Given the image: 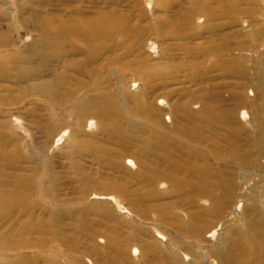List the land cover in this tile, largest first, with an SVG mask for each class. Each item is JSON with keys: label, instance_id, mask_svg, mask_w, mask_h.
<instances>
[{"label": "rangeland", "instance_id": "obj_1", "mask_svg": "<svg viewBox=\"0 0 264 264\" xmlns=\"http://www.w3.org/2000/svg\"><path fill=\"white\" fill-rule=\"evenodd\" d=\"M14 1L0 10V36L11 25L20 48L14 64L12 46L0 44V264H234L233 256L237 264H264V76L260 83L255 77L256 67L264 73V0L207 1L225 13H211V20L202 15L204 4L195 5L192 16L183 13L192 0H165L166 8L163 0L30 4L21 16L58 12L66 19L109 9L145 27L125 40L124 27L106 39L67 33L61 44L51 37L33 42L36 31L25 27L27 20L19 24ZM231 3L248 10L239 13ZM152 17L176 19L175 35H184L158 37L150 30ZM213 25L218 29L208 31ZM147 40L154 41L152 52L143 45ZM222 42L225 49L212 52ZM126 43L133 49L121 57ZM90 56L84 71L81 61ZM231 56L240 60L210 66ZM154 61L158 66L150 67ZM145 81L147 92L141 91ZM31 85L45 91L26 90ZM99 94L109 96L110 106L90 104ZM232 94L243 97L235 109ZM151 109L161 110L160 121L147 116ZM190 160L202 178L193 179ZM189 179L201 181L194 188Z\"/></svg>", "mask_w": 264, "mask_h": 264}, {"label": "bare ground", "instance_id": "obj_2", "mask_svg": "<svg viewBox=\"0 0 264 264\" xmlns=\"http://www.w3.org/2000/svg\"><path fill=\"white\" fill-rule=\"evenodd\" d=\"M14 1V0H13ZM47 2L46 0H15L14 1V3H13V5H14V7H12V8H14L15 10H16V15L18 16H16L17 17V19H19V24H24L23 23V21L24 20H27V22L26 21H24V22H26L27 24H25L26 26V28H28V29H30V30H35L36 32H34V38H35V40H33V42L34 41H36V38L38 39V40H41V39H44L43 37H46V39L47 38H49V37H51L52 39H55V43H58V44H61L62 43V40H61V38H62V36L63 35H65V34H67L68 33V36H69V34H71V35H73V34H78V35H81V36H84L85 37V39L86 38H89L90 36H96V34H98V36H97V39L98 38H100V37H102V38H108V37H112V36H114V35H119L120 33H122L120 30H121V28H125V29H127L128 30V32L129 33H127V35H125V36H123V37H121V39H123V40H125L124 38H126V36H132V34H133V32H135L136 30H140V32L141 31H144V29H145V27H141L140 26V21H134V22H131L130 21V19H129V16H127V17H124V18H121L120 16H116V15H114V11L112 10V11H109V9L108 10H103V9H101V10H96V12H94V14H91V15H86V17H76V18H74L75 16H80V15H71V17H69V15H68V18H66V19H64L63 17L61 18V14H58V16L60 17L59 19L56 17L57 15V13L58 12H56V14H47V13H44V14H41L40 12H36V14L34 15V14H30V15H32V16H29L28 15V17H24V16H21L22 14V12L23 11H25L26 10V8H29V6H33L34 4H37L36 6L37 7H35L36 9H39L38 8V6H41L40 4H44L45 2ZM67 1V0H66ZM94 1V0H93ZM155 1V0H154ZM165 0H163V2H159V3H161L160 5H163L165 8L167 7V2H164ZM201 1V2H200ZM207 1H208V3L211 1V0H192L191 1V4L193 5H189V7H184L185 8V10L183 11V13H185L186 15L187 14H191L192 12H193V9H194V6L195 5H198V6H201L202 4H204V5H202L203 6V9H202V11H203V13H202V15H205V20L207 19V20H211L210 19V16H212L211 15V13H219V14H215V15H217V16H223V15H225V13H224V10L222 11V10H219L220 8H217V9H214V7H210V5L212 4L211 2V4L209 5L208 3H207ZM218 2H219V0H217ZM234 1V0H233ZM256 1V0H255ZM258 1V0H257ZM8 2H9V0H0V10L2 11V12H4V10H7L8 8H10L9 6L10 5H8ZM89 2V1H88ZM221 2V1H220ZM229 2V1H228ZM228 2H226L225 4H227ZM10 3V2H9ZM241 3H243V2H241ZM246 3V2H245ZM31 4V5H30ZM206 4H208V5H206ZM222 4V3H221ZM83 5H85V4H83ZM222 5H224V4H222ZM229 5V4H228ZM228 5L227 6H225L226 8L228 7ZM230 5H233V7L232 8H238V5L236 4V3H231ZM241 5V4H240ZM248 5V4H247ZM31 6V7H32ZM207 6V7H206ZM255 6V5H254ZM257 6H259V5H257ZM250 7H252V5L250 6ZM195 8H196V6H195ZM224 8V7H223ZM256 8V7H255ZM11 9V8H10ZM99 9V8H98ZM113 9V8H112ZM229 9V8H228ZM238 9H240V10H235V11H239V13H244V12H246V10H248L247 8H244L243 9V7L242 8H238ZM257 9V8H256ZM255 9V10H256ZM14 10V11H15ZM110 10H111V8H110ZM183 10V9H182ZM251 10V9H250ZM264 10V9H263ZM33 11H39V10H33ZM58 11V10H57ZM72 11V10H71ZM95 11V10H94ZM116 11V10H115ZM218 11V12H217ZM49 12V11H48ZM77 13H78V11H76ZM129 12V11H128ZM138 12V11H137ZM140 12V11H139ZM80 13H83V11H80L79 12V14ZM87 13V12H86ZM89 13V12H88ZM133 13V12H132ZM182 13V14H183ZM70 14V13H69ZM84 15V14H83ZM131 15V14H130ZM135 15H136V13H135ZM177 15H179V13L177 14ZM252 15V14H251ZM251 15H246L247 16V20H248V22L249 23H252L251 21H253V18H252V16ZM63 16V15H62ZM72 16H74V17H72ZM88 16H90V17H88ZM191 16H192V14H191ZM191 16H189V17H186V18H188V20H189V23L192 21V19H191ZM216 16V17H217ZM229 16V15H228ZM244 16H245V14H244ZM135 17V16H134ZM133 17V18H134ZM224 17V16H223ZM230 17V16H229ZM181 18V17H180ZM180 18H178V20L180 19ZM201 18V17H200ZM234 18V17H233ZM237 18V17H236ZM246 18V17H245ZM137 19V18H136ZM167 18L165 17V18H162V17H152V18H150V22L152 23L151 25H153V27H151L150 28V30H151V32H156V34H157V36L158 37H162V38H164V37H167L168 35H174V38H177V36H179V38H180V36H182V35H184V34H182V33H180V35H175L176 33H178L177 31L178 30H176L178 27H175L176 26V19H167ZM183 19H185V18H183ZM238 19V18H237ZM186 20V19H185ZM183 21V22H186V21ZM187 20V21H188ZM255 20V19H254ZM264 20V19H263ZM257 21V20H256ZM232 22V18H231V20H230V22H228V23H231ZM143 23V22H142ZM187 23V22H186ZM185 23V24H186ZM254 23V22H253ZM179 24V23H178ZM183 24V23H182ZM220 24H222V23H220ZM220 24H217V25H220ZM257 24V23H256ZM211 25V24H210ZM236 25V24H235ZM253 25V24H252ZM261 26V25H260ZM180 27V26H179ZM205 27H207V26H205ZM215 27V28H214ZM218 26H215V25H213V27L212 26H210V27H207V30L208 31H210V32H213V30L214 29H216ZM154 28H155V30H154ZM185 28V31H186V28L187 27H184ZM258 28V27H257ZM218 29V28H217ZM251 29H253V28H251ZM256 29V28H255ZM4 30H5V34H9V35H5L4 34V36H0V44H2L3 46H12V57H11V60L13 61V63L14 64H17V62H18V57H17V52H19V50H20V48H16L15 47V42H14V39H12L11 38V32H12V26L11 25H6V27H4ZM184 31V32H185ZM190 31V29L188 30V31H186V33H188ZM257 31V30H256ZM138 32V31H137ZM183 32V33H184ZM210 32H209V34H210ZM215 32V31H214ZM103 33V34H102ZM197 33V32H196ZM196 33H195V35H196ZM216 33V32H215ZM218 33V32H217ZM188 34H190V33H188ZM260 34V33H259ZM186 35V34H185ZM134 36V35H133ZM132 36V37H133ZM191 36H193V34L191 35ZM218 36V35H217ZM220 36V35H219ZM70 37V36H69ZM171 37H173V36H171ZM189 37V36H188ZM211 36H209V38H210ZM221 37V36H220ZM65 38H67V36L65 37ZM149 38V37H148ZM184 38V37H183ZM186 38H187V35H186ZM219 38V37H218ZM90 39H92V38H90ZM182 39V38H181ZM218 40V39H217ZM49 41V40H48ZM92 41H93V39H92ZM114 41V40H113ZM138 41H141V40H138ZM211 41V40H210ZM122 42H124V41H122ZM184 42V41H183ZM214 42V41H213ZM235 42V41H234ZM240 42H242V41H240ZM146 43H148V44H150L149 45V51H151L152 52V50H155L154 49V46H155V44H154V41L153 40H147V42H145V43H143V45L144 44H146ZM166 43V42H165ZM238 43V42H237ZM243 43H244V41H243ZM72 44V43H71ZM103 44V43H102ZM115 44V43H114ZM188 44H190V43H188ZM213 44V43H212ZM211 44V45H212ZM247 44V43H246ZM29 45V44H28ZM28 45H25V47H28ZM39 45H41L40 44V42L39 43H36V47H39ZM73 45V44H72ZM206 45V44H205ZM225 42H222V43H218V45H216L217 46V48H215V47H212V52H219V51H222V50H224L225 48ZM243 45V44H242ZM68 46H70V45H68ZM88 46H90V44H88ZM112 46V45H111ZM215 46V45H214ZM49 47V46H48ZM59 47V46H58ZM66 47V46H65ZM84 47V46H83ZM92 47V46H91ZM140 47V46H139ZM209 47V46H208ZM235 47H239V45H237V46H235ZM126 48V49H125ZM125 50L124 51H122L120 54H119V56H124L125 54H126V52H129V51H132V49H133V46H132V44H130V43H126V46H125ZM138 48V47H137ZM159 48L161 49V51H164L165 49H166V46H165V44L164 43H162L160 46H159ZM193 48V47H192ZM142 49V48H141ZM205 49V48H204ZM72 50V49H71ZM186 51V50H185ZM189 51V50H188ZM109 52V51H108ZM10 53V52H9ZM26 56H28L29 57V55H28V53H25V52H23ZM73 53V52H72ZM83 53V52H82ZM84 53H85V51H84ZM91 53V52H90ZM94 53V52H93ZM162 53V52H161ZM87 54V53H86ZM96 54V53H95ZM162 54H165L164 52L162 53ZM217 55H219L218 53H217ZM20 56L22 57V54H20ZM26 56H24V57H26ZM94 56V55H93ZM144 56V55H143ZM147 56V55H146ZM146 56H144V57H146ZM20 57V58H21ZM24 57H23V59H24ZM118 57V56H117ZM140 58V57H139ZM143 58V57H142ZM142 58H141V60H142ZM172 58V57H171ZM92 59V57L90 56L89 58H87V57H85V59L83 60V61H81V63H83V65L81 64V66H82V69L84 70V71H88L89 70V67H87L88 66V62L90 61ZM229 59H231V61H238V60H240L238 57H233V56H231V57H228V59H218L217 58V60L216 61H214L213 63H211L210 64V66H212V65H217V66H220V65H225V66H227V61H229ZM7 60V59H6ZM72 60V59H71ZM75 60V59H74ZM78 60V59H77ZM80 60V59H79ZM82 60V59H81ZM95 60V59H94ZM124 60H126V59H124ZM27 61V60H26ZM117 61H119V59H117ZM91 62V61H90ZM169 62V61H168ZM240 62V61H239ZM239 62H238V64H239ZM78 63V62H77ZM117 63H122L121 65H126V66H130V65H132L131 64V62L130 61H124L123 62V60H121V61H119V62H117ZM176 63V62H175ZM254 63V62H253ZM69 64V63H68ZM80 64V63H79ZM78 64V65H79ZM158 63L156 62V61H154V62H152V63H150V67L151 66H156ZM168 64H170V62L168 63ZM185 64V63H184ZM231 64H232V62H231ZM234 64V63H233ZM241 64V63H240ZM65 65V64H64ZM236 65V64H235ZM69 66H71V65H69ZM75 66V69H78V70H80V68H79V66H77V64H75L74 65ZM158 66V65H157ZM231 66V65H230ZM66 67H67V65H66ZM90 67H92V64H91V66ZM103 67V66H102ZM120 67V66H119ZM222 67H224V66H222ZM73 68V67H72ZM229 68V67H228ZM93 69H95V70H100V66H95ZM230 69H231V71H238L237 70V68H234V66H233V68H231L230 67ZM72 70V69H71ZM166 70V69H165ZM227 70V69H226ZM242 70V69H241ZM74 71V70H73ZM77 71V70H76ZM161 71V70H160ZM259 70H258V67H256V69H255V77H256V79H257V81H259V83H260V79L261 78H263V76H264V73H261V71L260 72H258ZM78 72V71H77ZM89 72V71H88ZM93 73H96L95 71H92ZM163 72V71H162ZM238 73V72H237ZM15 74L17 75V76H19L20 74H21V69L19 68V67H16L15 68ZM158 74V76H160V77H162L163 76V74L162 73H156V72H151V73H149V75H151V76H154V75H157ZM164 74H165V72H164ZM108 76V75H107ZM239 76V75H238ZM244 76H245V74H244ZM243 76V77H244ZM161 79V78H160ZM245 79V78H244ZM249 79V78H248ZM149 80V79H148ZM250 80V79H249ZM264 80V79H263ZM247 81V80H246ZM14 82V81H13ZM58 82V81H57ZM149 82V81H148ZM148 82H144L143 84H142V89H141V91H143V92H147V91H145L147 88L146 87H148V85L150 84H148ZM185 82V81H184ZM101 83V82H100ZM259 83H256V89H259V86H260V90H261V85H262V83H261V85L259 84ZM40 85V84H39ZM81 85V84H80ZM100 85H102V84H99V89H100ZM166 85V84H165ZM237 85L238 86H240L241 87V90L242 89H245V86H246V84H244V82L243 83H241V84H238L237 83ZM46 86V85H45ZM79 86V85H78ZM134 86V84L132 85V87ZM255 86V85H254ZM38 87H40L41 89L42 88H44V87H42V86H35V85H31V86H28L27 88H26V90H33V89H36V88H38ZM102 87H104V85L102 86ZM150 87V86H149ZM156 87V86H155ZM103 89V88H102ZM29 90V91H30ZM42 91H45V89H42ZM102 92V91H101ZM100 92V93H101ZM152 92V91H151ZM255 92H257V90L255 91ZM260 92V91H259ZM261 92H263V91H261ZM104 93V92H103ZM233 93V92H232ZM248 93L251 95V94H253V91H252V89L251 88H249V90H248ZM258 93V92H257ZM148 94V93H147ZM194 94V93H193ZM193 94L191 95V96H193ZM100 95V94H99ZM96 96V99H91L89 102H91L90 104L91 105H93V106H96V105H98L97 107L98 108H100L101 106H99V105H103L104 104V102L106 103V104H108V99L107 98H109V96L108 95H106V96H108L107 98L106 97H103V96ZM241 95V94H240ZM138 95H136V97H137ZM231 97H232V100L234 101L233 103L234 104H236L235 106H234V109H235V107L237 106V105H241V104H243L244 102H243V97L242 96H240L241 98H234L233 97V94L231 95ZM138 99V98H137ZM214 99V98H213ZM218 99V98H217ZM208 100V101H207ZM206 100V102H204V108H205V106L206 105H208L209 104V99H207ZM220 100V99H219ZM110 101H111V99H110ZM138 101V100H137ZM141 100H139V102H140ZM159 102H161V101H163V100H158ZM139 102H137V104L139 103ZM149 102H150V100H149ZM232 102V101H231ZM166 104V103H165ZM220 104V103H219ZM147 105V104H146ZM108 106H110L109 104H108ZM151 106V105H150ZM160 106V105H159ZM106 107V106H105ZM172 107H174L175 108V104H174V106L172 105ZM185 107H186V105H185ZM104 108V107H103ZM108 108V107H107ZM137 108H139V107H137ZM146 108V107H145ZM144 108V109H145ZM174 108H172L173 109V111L175 110ZM178 109V108H177ZM233 109V108H232ZM231 109V110H232ZM233 109V110H234ZM151 110H153V109H151ZM150 110V111H151ZM142 111V110H141ZM153 111H155V110H153ZM161 110H157V111H155V113H154V115H153V112H149V114H147V116H149V117H151V116H154L155 118H156V116H157V119H159V120H157V121H160V114H161V112H160ZM226 111V110H225ZM145 112H146V110H145ZM222 112V111H221ZM227 117H229V110L227 109ZM231 112H233V111H231ZM139 113H140V111H139ZM147 113H148V111H147ZM241 114H242V117L244 118L245 116H246V113H244L243 111H241ZM144 116H145V113H144ZM216 116V118H217V115H215ZM214 116V117H215ZM222 115H220V117H221ZM146 117V116H145ZM219 117V118H220ZM165 118H167V116L165 117ZM223 118H220V120H222ZM230 119H231V117H230ZM219 120V119H218ZM224 121V120H223ZM179 130V129H178ZM181 130V133H187V128H182V129H180ZM190 132H191V130H189ZM65 132V131H64ZM8 138V137H7ZM59 138H60V136H59ZM9 139H11V138H9ZM264 139V138H263ZM6 140V139H5ZM11 143V142H10ZM154 143V142H153ZM264 142L262 141V144H263ZM154 144H156V143H154ZM158 144V143H157ZM153 145V144H152ZM161 145H159V147H160ZM3 147V146H2ZM8 147V146H7ZM7 147L5 148L6 150H7ZM12 147H14V146H12ZM158 147V148H159ZM255 147V146H254ZM262 148H264V147H262ZM0 149H1V147H0ZM9 149V148H8ZM188 149V148H187ZM259 149V148H258ZM2 150V149H1ZM139 150H141V149H139ZM156 150V149H155ZM10 151V150H9ZM258 151V150H257ZM188 152V151H187ZM136 153V152H135ZM139 153V152H138ZM138 153H136V154H138ZM177 154V153H176ZM3 155H5V153H3ZM2 155V156H3ZM167 155V154H166ZM179 154H177V156H178ZM1 156V157H2ZM146 156V155H145ZM197 156V155H196ZM168 157V156H167ZM181 157V156H180ZM138 158V157H137ZM142 158V157H141ZM201 159H203V158H201ZM140 160V159H139ZM179 160V159H178ZM181 160H183V158L181 159ZM192 160V159H191ZM190 160V161H191ZM136 161H138V160H136ZM128 164L130 165V166H134V163L129 159L128 161ZM169 162V161H168ZM176 163H178L179 164V162H177V161H175ZM181 162V161H180ZM196 162V161H195ZM138 163H139V161H138ZM143 163V162H142ZM155 163V162H154ZM198 163V162H197ZM202 163V162H201ZM204 163V162H203ZM168 164V163H167ZM146 165V164H145ZM166 165V164H165ZM173 165V164H172ZM189 165H192V172L196 169L195 167L197 166L196 165V163H193L192 161L189 163ZM202 166H203V164H201ZM166 166H168V165H166ZM176 167H177V165H175ZM184 166V165H183ZM186 166V165H185ZM167 168V167H166ZM195 168V169H194ZM179 169V168H178ZM184 169V168H183ZM189 169V168H188ZM199 169V168H198ZM202 169V168H201ZM200 169V170H201ZM170 170H171V168H170ZM186 170V169H185ZM177 171V170H176ZM176 171H174V172H176ZM184 171V170H183ZM191 171V170H190ZM171 172V171H170ZM169 173V172H168ZM171 173H173V171L171 172ZM180 173V172H179ZM202 173L203 172H200V171H194V178L193 179H200V178H202ZM164 174V173H163ZM178 174V173H177ZM182 174L184 175V173L182 172ZM182 175V176H183ZM189 175V174H188ZM169 176V175H168ZM190 176H191V174H190ZM170 177V176H169ZM168 177V178H169ZM180 179V178H179ZM192 179V180H193ZM98 180V179H97ZM173 180V179H172ZM182 180V179H181ZM180 180V181H181ZM192 180L191 179H189V180H186V184L188 183L191 187H194L195 188V185L197 186V184L201 181H199L198 183L196 182L195 184H193L194 182H192ZM94 182V181H93ZM103 183V182H102ZM109 183V182H108ZM115 184V183H114ZM94 185H95V183H94ZM100 185V184H99ZM103 185V184H102ZM101 185V186H102ZM111 185V184H110ZM96 186V185H95ZM119 186V185H118ZM85 187H86V185H85ZM98 187V186H97ZM204 187V186H203ZM202 187V188H203ZM100 188V187H99ZM115 189V188H114ZM119 189V188H118ZM124 189V188H123ZM80 190V189H79ZM126 190V189H125ZM114 191V190H113ZM226 191V194H225V197L224 198H227V197H229L230 196V193L227 191V190H225ZM85 192V191H84ZM83 192V193H84ZM110 192V191H109ZM104 193V192H103ZM205 193V192H204ZM87 194V193H86ZM84 196H86L85 195V193H84ZM95 197V196H94ZM232 197V196H231ZM79 199V198H78ZM84 199V198H83ZM228 200H230V199H228ZM233 200V199H232ZM227 201V200H226ZM23 203V202H22ZM227 203V202H226ZM21 204V203H20ZM9 205V204H8ZM224 205H225V203H224ZM2 206V205H1ZM3 207V206H2ZM1 207V208H2ZM221 207V206H220ZM227 207V206H226ZM239 207H240V204L239 203H237L236 205H235V209H239ZM8 209V208H7ZM2 210V209H1ZM4 210V209H3ZM2 210V211H3ZM27 210V209H26ZM80 211H82L81 209H79ZM1 212V211H0ZM27 212H29V211H27ZM1 214V213H0ZM38 221V220H37ZM40 222V221H39ZM38 222V223H39ZM43 223V222H42ZM38 225L39 224H37V230L36 231H38V232H43V230H42V228L41 227H38ZM41 225V224H40ZM48 225V224H47ZM183 225H184V223H183ZM42 227H43V225H41ZM186 226H184V228H185ZM181 228V227H180ZM48 231V230H47ZM2 232H5V231H2ZM1 233V232H0ZM21 233V232H20ZM109 233V232H108ZM212 232H210V234H211ZM6 234H7V232H6ZM11 234V233H10ZM44 234V233H43ZM4 236H5V234H3ZM9 235V234H8ZM7 235V236H8ZM107 235V234H106ZM214 235V232L212 233V236ZM1 237V236H0ZM10 238V237H9ZM110 238V237H109ZM10 239H12V237L10 238ZM113 240V239H112ZM6 242V241H5ZM12 242H13V240H12ZM15 242V241H14ZM112 242V241H111ZM110 243V242H109ZM9 244V243H8ZM30 244V243H29ZM4 245V244H3ZM16 245V244H15ZM15 245H14V247H15ZM21 245V244H20ZM25 245V244H24ZM6 247H8V246H6ZM14 247H11V249L12 248H14ZM247 247V246H246ZM5 248V247H4ZM3 248V249H4ZM9 248H10V246H9ZM8 248V249H9ZM134 250H135V248H134ZM134 252V251H133ZM231 255V254H230ZM249 255H250V253H249ZM24 258V257H23ZM233 258V259H232ZM231 259L232 260H234V262L237 264L238 263V260H237V258L235 257V256H233ZM21 259V258H20ZM53 261V263H51V264H57V262L53 259L52 260ZM51 261V262H52ZM231 261V260H230ZM111 262H112V260H111ZM110 262V263H111ZM59 263V262H58ZM234 263V264H235ZM240 263V262H239ZM242 263V262H241ZM2 264H9V263H6V262H3ZM12 264H15V262L14 263H12ZM16 264H18V263H16ZM92 264V263H91ZM229 264H230V262H229ZM246 264V263H245Z\"/></svg>", "mask_w": 264, "mask_h": 264}]
</instances>
